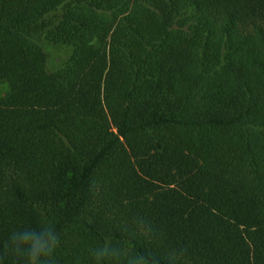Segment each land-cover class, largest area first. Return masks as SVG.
Returning <instances> with one entry per match:
<instances>
[{
  "label": "trees",
  "instance_id": "obj_1",
  "mask_svg": "<svg viewBox=\"0 0 264 264\" xmlns=\"http://www.w3.org/2000/svg\"><path fill=\"white\" fill-rule=\"evenodd\" d=\"M0 83V264H264V0H0Z\"/></svg>",
  "mask_w": 264,
  "mask_h": 264
},
{
  "label": "clouds",
  "instance_id": "obj_2",
  "mask_svg": "<svg viewBox=\"0 0 264 264\" xmlns=\"http://www.w3.org/2000/svg\"><path fill=\"white\" fill-rule=\"evenodd\" d=\"M55 241V236L47 228L39 234L32 230H24L13 233L12 236L14 250L27 255V264H38L41 257L49 255L55 246ZM107 251V249H101L95 255L103 256L107 254Z\"/></svg>",
  "mask_w": 264,
  "mask_h": 264
},
{
  "label": "rangeland",
  "instance_id": "obj_3",
  "mask_svg": "<svg viewBox=\"0 0 264 264\" xmlns=\"http://www.w3.org/2000/svg\"><path fill=\"white\" fill-rule=\"evenodd\" d=\"M53 49H55V50H53ZM53 49L51 48L50 51H52V53H54V57L56 58L55 60H57V61L54 60L55 62H60V60L62 61L65 59L63 56H60V52H62L61 49H59L57 47L53 48ZM6 90H7V88H6L5 83H0V96L3 95L6 92Z\"/></svg>",
  "mask_w": 264,
  "mask_h": 264
}]
</instances>
